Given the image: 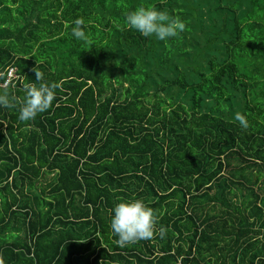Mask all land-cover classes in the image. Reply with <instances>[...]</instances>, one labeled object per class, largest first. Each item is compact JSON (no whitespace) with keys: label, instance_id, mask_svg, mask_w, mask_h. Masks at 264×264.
<instances>
[{"label":"trees","instance_id":"1","mask_svg":"<svg viewBox=\"0 0 264 264\" xmlns=\"http://www.w3.org/2000/svg\"><path fill=\"white\" fill-rule=\"evenodd\" d=\"M139 5L185 30L128 29ZM35 72L56 98L20 122ZM0 90V264H264V0H0ZM125 198L163 234L118 246Z\"/></svg>","mask_w":264,"mask_h":264},{"label":"clouds","instance_id":"2","mask_svg":"<svg viewBox=\"0 0 264 264\" xmlns=\"http://www.w3.org/2000/svg\"><path fill=\"white\" fill-rule=\"evenodd\" d=\"M71 34L77 40L85 38L82 28L83 19H76ZM124 26L135 30L144 37H154L158 41H167L185 30V23L169 15L165 10L153 6L139 5L129 11L124 18ZM58 83L44 82L42 74L35 72L33 83L25 86L23 100L18 110V120L27 122L38 114L46 112L56 98ZM16 106V100L7 90H0V107ZM241 128L247 129L248 122L244 115L237 112L234 116ZM157 219L151 207L141 198L119 200L110 210V229L117 237V244L124 247L130 243L153 238L163 228L157 230Z\"/></svg>","mask_w":264,"mask_h":264},{"label":"built area","instance_id":"3","mask_svg":"<svg viewBox=\"0 0 264 264\" xmlns=\"http://www.w3.org/2000/svg\"><path fill=\"white\" fill-rule=\"evenodd\" d=\"M14 77H15V68H9L8 71H7V75H6V80L2 84V86H5L8 83V81L13 79Z\"/></svg>","mask_w":264,"mask_h":264},{"label":"crops","instance_id":"4","mask_svg":"<svg viewBox=\"0 0 264 264\" xmlns=\"http://www.w3.org/2000/svg\"><path fill=\"white\" fill-rule=\"evenodd\" d=\"M15 232V229L14 228H12L11 230H9V232H7L6 233V235H9L10 233H14ZM22 233H23V231H22ZM10 236V235H9ZM13 236H14V234H13ZM15 238V237H14Z\"/></svg>","mask_w":264,"mask_h":264}]
</instances>
